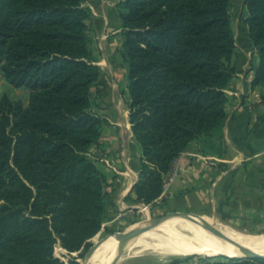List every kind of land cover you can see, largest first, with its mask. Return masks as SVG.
<instances>
[{
  "label": "trees",
  "instance_id": "1",
  "mask_svg": "<svg viewBox=\"0 0 264 264\" xmlns=\"http://www.w3.org/2000/svg\"><path fill=\"white\" fill-rule=\"evenodd\" d=\"M231 2L116 5L128 118L141 149L131 188L136 202L161 197L174 161L192 141L202 151L221 147L226 90L236 73ZM243 3L258 57L255 87L264 85V0ZM90 15L82 0H0V71L29 90L26 106L0 99V264H65L56 244L81 256L107 219L106 177L89 155L103 123L91 110L100 68L90 49Z\"/></svg>",
  "mask_w": 264,
  "mask_h": 264
},
{
  "label": "crops",
  "instance_id": "2",
  "mask_svg": "<svg viewBox=\"0 0 264 264\" xmlns=\"http://www.w3.org/2000/svg\"><path fill=\"white\" fill-rule=\"evenodd\" d=\"M82 1L91 12L90 19L87 21L89 37L91 27L100 29V50L107 54L110 52L108 48L111 49L112 59L114 56L120 58L125 72L126 109H123L121 114L119 112L117 118L111 120L100 116L91 108L102 118L103 123L98 142L89 149V154L103 151L109 155L110 159H113V166L107 164L112 166L117 174L114 181V202L121 210L120 206L126 204L127 197L130 200L134 199L131 188L138 180L137 168L141 157V149L133 136L128 118L127 67L119 54L122 35L121 21L116 16V5L121 0L114 2L109 0ZM243 24L244 35L253 49L246 24ZM251 51V66L240 69L235 65L236 73L226 90L227 119L221 132L220 149L202 151L199 141H192L188 145L176 158L171 171L166 176L162 195L158 199L165 197L166 205L173 204L176 209H184L193 213H208L209 210H216L217 203L225 205L226 201L238 199L260 201L259 197L262 195H259V191H264V175L260 178H254L253 174L245 176L246 182L254 186L250 194L247 191H236L235 186L239 184L237 183L239 174L232 172L233 169H238L239 163L255 162L257 157L264 153V85L251 87L254 68L258 62L255 50ZM104 54H102L103 57ZM103 62L106 63L103 65L107 67L108 61H105V58L102 62L98 60L96 62L100 73L103 69L101 65ZM108 65L110 66V63ZM99 79L100 76L96 83ZM3 96L26 106L29 90L26 87L13 86L5 80L0 71V99ZM125 206L130 207V205ZM173 264L184 263L181 261Z\"/></svg>",
  "mask_w": 264,
  "mask_h": 264
},
{
  "label": "rangeland",
  "instance_id": "3",
  "mask_svg": "<svg viewBox=\"0 0 264 264\" xmlns=\"http://www.w3.org/2000/svg\"><path fill=\"white\" fill-rule=\"evenodd\" d=\"M109 1L114 2L116 0ZM230 12L232 15V26L236 40L233 63L240 69L246 67L248 68L251 66L250 57L252 54L251 50L253 49L248 44L244 35L243 23L247 12L243 0H232ZM100 45V29L97 30L95 27H91V51L99 62H102L105 58V61L107 60L108 64L110 63V66L107 64V67L103 65L106 64L105 62L101 64L103 69H101L100 79L93 85L91 90V108L100 116H105L114 120V118H117V114L119 112L121 114L122 110L126 109V96L124 89L126 79L125 72L120 58L114 56L112 59L110 53L111 49L109 48L108 50L110 52L104 54V51L100 50ZM102 54H104V57ZM89 155L106 177L103 190L107 199V219L103 222L98 233L89 240L90 246L81 256L79 254L81 253V250L70 253L63 249L59 243L56 244L54 254L62 259L65 264H69L68 260L72 257H74L79 264H82L86 255L89 253H92L93 255L95 250L98 248L99 241L103 238L114 235L115 233H123L132 227H137L152 217L173 211L198 215L220 231L226 229L227 231L229 230L230 232L241 235H264V191H259V195H262V197H259L260 201H242L236 198L238 200L226 201L225 205L223 203H217L216 210H209L208 213H193L184 209H176L173 204L166 205V203H164L166 200L165 197L160 200L157 199L151 204L136 202L127 197L125 199L126 204L120 206L121 210H119L118 206L114 202V181L117 174L114 168H112L113 164L110 162L111 159L109 158V155L103 151ZM107 163L112 166H109ZM237 167L238 169L232 170V172L239 174L237 179V183L239 184L235 186L236 191H247V193L251 194L254 190V186L252 187L246 182L245 176H247V174H253L254 178H260L264 175V153H262L260 157H257L255 162H247V164L244 162L239 163ZM232 195L234 196L235 194ZM125 205H130V207H126ZM175 228L178 232L193 236L197 239L207 236L203 227L188 220L178 222L175 225ZM147 240L151 245L138 244L126 249L116 264H173L181 261L184 264H208L214 262H221L224 264H240L241 261L246 259H258L232 256L228 257V255L226 256L221 253L216 255H186L172 251L167 247L160 246L162 243L161 239L155 241L147 238ZM91 259L89 260V264H94L95 262Z\"/></svg>",
  "mask_w": 264,
  "mask_h": 264
},
{
  "label": "bare ground",
  "instance_id": "4",
  "mask_svg": "<svg viewBox=\"0 0 264 264\" xmlns=\"http://www.w3.org/2000/svg\"><path fill=\"white\" fill-rule=\"evenodd\" d=\"M190 219L193 218L172 217L159 222L153 228L138 236L110 235L98 246L91 257L92 259H90L95 262H93L94 264H110L122 247L126 250L138 244L151 245L147 238L155 241L161 239L162 243L160 246L186 255H216L221 253L232 257H246L253 255L255 252L264 253V235H241L224 229L221 230V232L227 240L223 241L207 230H205L207 236L201 239L182 234L176 230L175 225L178 222L190 221ZM133 229H135V227L129 230L131 231ZM239 247H245L251 251H241Z\"/></svg>",
  "mask_w": 264,
  "mask_h": 264
},
{
  "label": "water",
  "instance_id": "5",
  "mask_svg": "<svg viewBox=\"0 0 264 264\" xmlns=\"http://www.w3.org/2000/svg\"><path fill=\"white\" fill-rule=\"evenodd\" d=\"M172 217H183V218H193L190 219V221L197 223L201 227H203L205 230H207L209 233H211L214 236H217L218 238L222 239L223 241H226V237L222 234V232L218 229H216L214 226H212L210 223H208L205 219L202 217L195 215V214H189L185 212H179V211H173V212H168L164 213L161 215H157L155 217H152L151 219H148L147 221L141 223L139 226L135 227L133 230H127L123 233H115L114 236H138L139 234H142L151 228H153L156 224L159 222H162L166 219L172 218ZM189 220V219H188ZM126 234V235H124ZM108 237V236H107ZM103 238L102 240L99 241L98 246L107 238ZM241 251H251L248 248L245 247H239ZM125 248L119 249L117 252L116 256L112 259L110 264H116L122 253L124 252ZM92 256V253H89L86 255L84 261L82 264H88L90 257ZM227 256V255H226ZM231 257V256H228ZM242 258H258V259H263L264 260V253H258L255 252L253 255H249L246 257Z\"/></svg>",
  "mask_w": 264,
  "mask_h": 264
},
{
  "label": "built area",
  "instance_id": "6",
  "mask_svg": "<svg viewBox=\"0 0 264 264\" xmlns=\"http://www.w3.org/2000/svg\"><path fill=\"white\" fill-rule=\"evenodd\" d=\"M111 163H113V159H111V161H110Z\"/></svg>",
  "mask_w": 264,
  "mask_h": 264
}]
</instances>
